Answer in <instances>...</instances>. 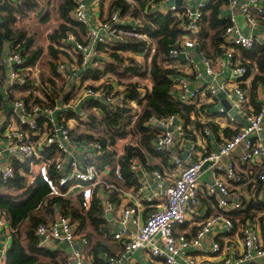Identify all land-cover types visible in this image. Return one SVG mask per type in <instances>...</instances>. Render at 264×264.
<instances>
[{
    "label": "built area",
    "instance_id": "2783aa9c",
    "mask_svg": "<svg viewBox=\"0 0 264 264\" xmlns=\"http://www.w3.org/2000/svg\"><path fill=\"white\" fill-rule=\"evenodd\" d=\"M12 1L17 3L20 0ZM75 2L76 8L71 15L87 26V34L84 42L72 33L65 39L74 49V63L63 61L57 65L56 80L65 83L62 92L58 93V88L53 90L50 82L34 79L39 77L37 63L26 65L21 51L7 44L5 63L10 85L5 83V93L9 96L15 93L11 91L13 87L31 85L33 88L29 90H36L39 94L36 95L43 100L27 103L23 98L13 97L0 108V183L5 186L17 176H23L25 186L19 190L22 192L40 179L48 184L50 196L70 199L74 194V204L83 210L90 208L96 196L108 197L119 193L127 198L130 203L121 215L124 226L112 233V239L121 248L113 255L103 253L110 264H125L137 249H144L151 256L160 258L162 264H240L255 258L264 259V218L258 215L240 222V218L232 214L242 209L251 197L264 201V80H255L257 75L264 77V73L258 74L260 69L256 59H240L234 53V47L249 50L260 39L244 31L231 17V23L223 34V45H230L224 52L227 65L215 63L201 49L200 41L204 9L210 1L203 0L194 5L192 0H183L181 5L169 6V12L181 19L184 33L169 49L164 65L177 67L176 63L183 61L188 73L197 81L192 83L188 74L179 71L173 77V93L182 103L194 105L198 110L205 100L207 103L222 101L223 98L228 101L230 106L219 105L215 115L207 117L204 112L208 123L220 117L225 119L222 124L218 122L222 140L217 150H208L205 143L211 126L204 127L203 124L196 126L198 129L188 128L179 114L152 118L150 123L160 127L153 140L160 156L144 150L147 161L132 157L129 169L137 175L143 173L145 182L140 178L137 185L125 191L117 182H109L104 177L111 174L117 181L127 182L120 158L125 145L134 141L133 137L128 134L118 139L115 146H110L115 155L105 163L107 150L104 144L97 138L83 137L84 132H80L81 128H88L90 112L100 115L104 110L101 106L84 108L82 104L91 98L100 99L109 109L129 103L133 107L134 120L140 114L141 106L137 99H130L126 86L110 89L106 86L110 76L102 82L85 78L84 70L96 66L99 57H107L108 53L99 49L100 43L107 45L108 50L111 45L131 38L148 42L151 39L142 31L143 17L122 16L119 10H114L102 18L104 0ZM260 2L264 0H248L240 6L252 26L257 24L255 11L264 12ZM228 4L234 5L235 0H229ZM30 16L21 19L19 25ZM192 49H197L199 61L189 54ZM152 52H155V47ZM125 64L131 63L126 60ZM225 71L231 77L221 80L220 76ZM206 77L210 79L203 83ZM252 82V87L255 85V102L250 95ZM38 84L45 89L53 104L48 103L47 95L40 92ZM136 89L140 92L138 86ZM72 92L74 97L70 99ZM67 94L69 100L65 101ZM239 115L244 122L237 120ZM225 129L233 133L226 134ZM121 141H125L123 146L119 145ZM176 142L185 158L176 152ZM249 166L255 167V171ZM207 171L211 179L203 182L202 177ZM210 195L217 196L216 212L198 222L195 232H177V227L188 220L191 211L196 213L204 208L203 203ZM140 207L147 210L144 220H140ZM130 221L136 225L135 231L127 228ZM217 225H224L229 233L222 240L212 238L203 258L189 254L188 250L202 246ZM12 231L7 213L0 209V264H6ZM35 234L37 246L41 248H48L60 240H66L73 246L78 242L79 247L72 252L73 258L64 264H87L85 251L91 242L72 216L56 209L53 218L36 225ZM233 235L237 236L239 244H235ZM235 251L238 252L237 258L232 254Z\"/></svg>",
    "mask_w": 264,
    "mask_h": 264
},
{
    "label": "trees",
    "instance_id": "16d2710c",
    "mask_svg": "<svg viewBox=\"0 0 264 264\" xmlns=\"http://www.w3.org/2000/svg\"><path fill=\"white\" fill-rule=\"evenodd\" d=\"M41 1L20 0L15 3L12 0H0V108L7 105V102H10L14 97L13 93L8 96L4 92V85L8 79V66L5 63L8 45L21 51L26 65H35L43 55V48L35 44V35L29 34L25 27L17 25L21 19L27 18L37 11ZM149 1L113 0L110 12L119 10L122 16L143 17L144 28L142 31L149 35L151 41L131 38L117 43V45H111L108 50L107 45L100 43L99 49L108 53V56L99 57V63L96 66L84 70L85 78L93 79H99L108 72L119 77L149 75L152 78V88L147 90L143 97L136 89L138 83L126 84V91L130 99H137L141 106V112L135 120L132 115L133 107L129 103L123 107L109 109L100 99L91 98L82 104L84 108L101 106L104 110L100 115L90 112V122L87 123V126L91 131L82 136L97 138L104 144L107 150L105 163L109 162V159L115 155V151L109 147L115 146L118 139L124 138L128 134L132 135L134 141L125 145V152L120 158L122 173L128 185L137 184L134 173L129 169V162L132 157H139L145 162L147 161L145 151L154 156H160L153 143L160 127L150 123L152 118L179 114L185 118L186 122H190V114L192 112L197 113V108L194 105L182 103L173 93V77L179 74V70L164 65L169 49L176 44L184 33L182 21L171 12L148 13L146 7ZM228 3L229 0H211L204 9L202 37L200 34V41L202 40L203 44L202 50L204 47L203 37L212 38L213 51L223 50L220 44H223V34L231 20L222 16L221 8ZM75 8V0H64L58 8V16L61 21L49 34L48 54L51 57V70L55 76H58L57 65L55 66L52 60L55 61L61 52L56 45H59L69 33L74 34L76 39L81 42H84L86 38L87 26L76 21L71 15ZM49 18L50 11L47 10L40 20L47 21ZM154 47L155 52L153 53ZM128 50L136 54H147L149 58L153 53L150 59L151 63L140 65L135 59L123 54ZM243 50L248 58L257 60L260 71L264 73V46L256 43L254 48ZM126 60L131 64L126 65ZM44 74L46 73H42V81L50 82L52 89L56 90L58 88L57 80L54 79L53 75L47 77ZM258 79L264 80V77L258 75L255 80ZM106 86L110 89L113 88L111 83H107ZM253 87L255 88V85ZM16 88L20 92L26 93L22 98L27 103L31 101L42 102V99L37 97L38 95L34 94L33 91L28 92L30 88H33L31 85ZM68 96L69 94L66 95L65 101L69 100ZM196 126L199 127L200 123H197ZM117 183L120 184L121 182L118 181ZM24 186V177L17 176L4 186L5 191H0V209L7 213L13 229L12 241L7 250L6 264H55L57 262L56 256L51 250L37 246L35 234L36 225L46 221L49 217L53 218L56 209L65 215L72 216L73 220L80 223L82 228L88 217L97 230L100 229L101 233L105 232L103 228V230L100 228L104 218L101 200L97 196L93 199L90 208L83 210L73 204L70 199L50 196L48 184L40 179L26 190L19 191ZM16 191L19 192L14 193ZM256 211H264V201L253 198L248 200L242 209L235 210L232 214H235L240 218V222H243L247 218H253L257 214ZM24 228L25 231H23ZM97 247L101 250L104 248L102 244H98Z\"/></svg>",
    "mask_w": 264,
    "mask_h": 264
},
{
    "label": "crops",
    "instance_id": "0c3cea01",
    "mask_svg": "<svg viewBox=\"0 0 264 264\" xmlns=\"http://www.w3.org/2000/svg\"><path fill=\"white\" fill-rule=\"evenodd\" d=\"M63 1L64 0H61L59 4H61ZM200 1H203V0H192V4L196 5ZM205 1H211V0H205ZM240 1H241L240 6L244 2H248V0H240ZM112 2H113V0H104L103 7H102L103 12L101 14L102 18L104 17L105 14L110 13V7H111ZM237 4H238V0H235V4L232 6L229 4H224L221 8L222 16L229 18V19L231 17H233L236 20L237 24L240 27H242V29L244 31L251 33V34H254L258 39H260L259 42H257V43H260L261 45L264 46V12L259 13L258 11H255V15L257 17V24L252 26L247 22L246 17L242 14V12L240 10V6H237ZM49 5H51L50 0H42L40 3V8L37 11H35L30 16V18L27 19L28 20L27 24H30L31 22H35L37 19H40L41 16L48 10ZM259 5L264 9V2H260ZM231 10H232V12L230 13ZM146 11L148 13L159 12V11L162 13H169V6L167 4V1H165V0H150L148 3V6L146 7ZM57 14H58V12H57ZM239 15L244 16L242 21H241V18L238 19ZM48 22H51V21L49 20ZM27 24L22 25V27H25L27 29L28 33L31 34V32H30L31 28ZM203 24L204 23L201 24V31H200L201 37H202V25ZM17 25L19 27H21L19 25V23H17ZM31 35H35V33H33ZM202 39L204 41V47H205V48L203 47V51L215 63L224 62V64L227 65V59H226V55L224 52L226 51V49L230 48V45L220 44V46L222 45L221 47L223 48V50L219 51V52H215V51H213L212 38L211 37H207V38L203 37ZM47 41L49 43V39ZM201 46H203L202 40H201ZM197 52H198L197 49H192V50H190L189 54L192 55L197 61H199L200 55ZM45 53H46V51H45ZM234 53H235V56L240 58V59L241 58H248V56L245 55L243 49L234 47ZM123 54L127 57L135 59L136 62L139 63L140 65H142V64L143 65L144 64L149 65L151 63V60L147 54H136V53L129 51V50L125 51ZM40 60L36 64V65H38V69H39ZM176 66L177 67H175V68H177L180 71V73L189 75V79L192 83L197 82L195 80V78L193 76H191L190 73H188V68L183 63V61L182 62L179 61L178 63H176ZM258 74H262V72L260 71V73H258ZM44 75L47 77L52 76V75H49L47 73ZM53 76H54V79H58L57 76H55V75H53ZM106 76H110V79L106 83H111L115 87H125L126 84H128L130 82L138 83L137 85L140 88V96L141 97H143L145 95V93L147 92V90H150L152 88V85H153L152 78L149 75H147V76L134 75L132 77H119L118 75H116L112 72H108V74L102 76L99 79L103 82L105 80ZM260 76H262V75H260ZM230 77H231V74L228 71H225L220 76V79L221 80H224V79L228 80ZM35 79H39L40 81H42V78L40 77V72H39V77L38 78L35 77ZM209 79H210L209 77H206V79H204L202 81H203V83H205ZM143 82H145V83H143ZM6 83L9 84V81ZM252 84H253V82L250 84V88H251L250 95H251V99L255 102L256 92L254 90V87H252ZM4 87H6V84ZM30 89H32V88H30ZM11 91H15V93H20V94H24V95L26 94L24 92H20L15 87H13ZM4 92H5V89H4ZM28 92H31V91L28 90ZM33 93L38 94V92L36 90H33ZM206 103L207 102L205 100V103L203 104V107L201 109L198 110V107H197V113L192 112L190 114V122H186L185 118H183L181 115H179V116L186 122V124H188L187 125L188 128H197L196 127L197 123H200V126L201 125L203 126V124H204V127H205V125L211 126V128H210L211 131H210V134H208V137L206 134L208 141L205 143V145H206L208 150L215 151L219 148V146L221 144V140H222L221 133L218 131L219 130L218 122L222 124L225 122V119L221 118V117H220V119L218 118V120H211L210 119L211 122L208 123V121H207L208 119H205L206 116L204 115V112L207 113V117H210L213 114L215 115L216 109L218 108L219 105H222L223 102L220 101V99H218V101L215 103H207V104ZM201 111L203 112L202 115H200ZM88 131H91V130H89L86 127H83L80 129V132L85 133ZM225 133L230 134V133H233V131L230 129H225ZM121 142L125 143V141H121ZM175 146L177 148L176 152H178L179 151V145L177 142L175 143ZM179 154L182 158L186 157L185 153H183L181 150L179 151ZM245 168H246V166H245ZM249 168L253 172L255 171V167L249 166ZM134 177L136 179L137 184H138L140 178L141 179L144 178L143 173H141V172L138 173V175H137V173H134ZM250 177H253V175L250 174ZM104 178L109 182H116L117 181L111 174L105 175ZM202 179H203V182L209 181L211 179L210 172L207 171L203 175ZM141 181L145 182V179H143ZM137 184H129L128 185L127 182H125V183L118 184V186L123 188L125 191H129ZM258 187L260 188L261 184H259ZM5 189L6 188L0 183V191H5ZM15 193H17V192H15ZM216 197H217L216 195L208 196L207 197L208 200H206L203 203L204 208L200 209L199 212L196 211V213L191 211L189 214L188 220L183 225L178 226L176 231L177 232L187 231L190 233L195 232V229L197 227L198 222H200L204 218H206V217H208V216H210L216 212V210H217ZM253 198L257 199L256 197H251V199H253ZM99 199L101 200L100 203H101V208L103 211V218H104L100 228L101 229L103 228L105 232L101 233L100 229L97 230L94 227V225L92 224V222L90 221V219L88 217L86 218L83 229H84L86 235L88 236V238L90 239V242H91L90 246L88 247V250L85 251V262L87 264H110L109 259L106 258L105 256H103V253L108 252L109 254L113 255L121 248V245L112 239V233H113V231H118L119 229L123 228L124 225L121 223L122 210L130 203V202H128L127 198L123 197L119 193L117 195H114V196L112 194H110L108 197H99ZM58 211L60 212V210H58ZM139 211L140 212L142 211L140 220H144L147 216V210H144V207H140ZM256 213L257 214L253 218L257 217L258 215H260L261 219L264 218V211H256ZM49 218H51V217H49ZM135 226L136 225L133 224L131 221L129 223H127V228H129L130 231H135ZM214 230H215L214 233H212L209 237H207L203 241L202 246L200 248H192V249L188 250V253L196 256L197 258H203L206 255V251H207V249L211 243L212 238L217 237L220 240H222L223 237L229 233L227 228L224 225H217L214 227ZM233 238H234L235 244H239V240H238L237 236L233 235ZM11 241H12V238H10V241L8 242V248L11 244ZM98 244H102L104 248H102V250L99 249L97 247ZM74 245H75V247L76 246L79 247L78 242L74 243ZM48 249L51 250L52 253L56 256L57 262L55 264H64L67 260L73 258L72 252L69 253L60 246V241H58L56 243H52L50 245V247H48ZM232 254H234V258L238 257L237 251L233 252ZM181 261H182V259H181ZM125 264H162V260L158 257L151 256L144 249H137L136 251L133 252L131 258L128 261H126ZM240 264H264V259L263 258H255L251 261H248V260L242 261Z\"/></svg>",
    "mask_w": 264,
    "mask_h": 264
},
{
    "label": "rangeland",
    "instance_id": "374dc122",
    "mask_svg": "<svg viewBox=\"0 0 264 264\" xmlns=\"http://www.w3.org/2000/svg\"><path fill=\"white\" fill-rule=\"evenodd\" d=\"M61 0H50V4L48 10L50 11V18L47 21H41L40 19H37L35 22H31L30 24H27L28 20L23 21V23H21V27L22 25H29L30 32L31 34L35 33V44L37 46H40L43 48L44 52L42 57L40 58V63H39V71L40 72V77L42 78V73L45 72L49 75H55L52 70H51V57L48 54V46L50 44V41L48 43V39H49V34L53 31L54 28H56L59 23H60V18L57 14L58 12V8H59V3ZM51 22H48V21ZM68 35V34H67ZM64 39V38H63ZM61 40L59 45H56L57 48L60 49V53L58 55V58L53 61V63H55V66L58 65L59 62H69V63H74V49L71 47V45L69 43H67L64 40ZM46 51V53H45ZM106 56H108L106 54ZM35 79V77H34ZM58 93L62 92L65 88V83H63L60 79L58 80ZM42 83H45L42 81ZM145 83V82H143ZM40 90L41 93H45L47 95V92L45 91V89L43 87H41V84H38L37 86ZM12 90V89H11ZM9 93H11L9 91ZM14 98H22L24 96V94H20V93H15L13 94ZM71 98L74 97V92L71 93ZM39 97V96H37ZM47 101L48 103L53 104V101L50 99V96L47 95ZM43 100V99H42ZM237 120L240 122H244V118L242 116H237ZM120 146H123L124 143L123 142H119ZM75 195H71L70 196V201L74 204V200H75ZM48 219V218H47ZM23 231H25V228L23 229ZM60 262V261H59ZM61 263V262H60Z\"/></svg>",
    "mask_w": 264,
    "mask_h": 264
},
{
    "label": "water",
    "instance_id": "95a60500",
    "mask_svg": "<svg viewBox=\"0 0 264 264\" xmlns=\"http://www.w3.org/2000/svg\"><path fill=\"white\" fill-rule=\"evenodd\" d=\"M90 1H88V3H89ZM182 2H183V0H167V4H168V6H171V5H181L182 4ZM240 3H241V1L240 0H238V4H237V6H240ZM232 12V10L230 11V13ZM241 18V21L243 20V18H244V16L243 15H239V17H238V19H240ZM239 21V20H238ZM240 22V21H239ZM104 98V97H103ZM220 98H223V95L222 94H220ZM222 102H223V104L224 105H226L227 107H229L230 105H229V103H228V101H226L224 98H223V100H222ZM232 112L234 113L235 111L234 110H232ZM60 246L63 248V249H65L67 252H69V253H71V252H73V250L74 249H77L78 248V246H76L75 247V245L73 246V245H71L68 241H66V240H60Z\"/></svg>",
    "mask_w": 264,
    "mask_h": 264
}]
</instances>
